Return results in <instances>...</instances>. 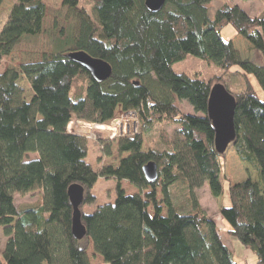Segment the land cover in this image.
I'll list each match as a JSON object with an SVG mask.
<instances>
[{
	"label": "trees",
	"instance_id": "obj_1",
	"mask_svg": "<svg viewBox=\"0 0 264 264\" xmlns=\"http://www.w3.org/2000/svg\"><path fill=\"white\" fill-rule=\"evenodd\" d=\"M91 2L93 14L79 7L80 0H62L74 18L72 31L64 34V26L58 30L54 49L40 60L0 73V227L8 238L0 264H90L83 242L72 236L68 189L79 183L91 190L100 176L117 182L115 201L82 216L86 239L106 263L238 264L195 193L207 183L212 197L223 196L225 154L215 149L208 116L212 83L173 70L189 55L225 74L240 68L231 75L243 78L242 90L223 84L236 100V139L231 146L257 179L229 186L231 206H222L219 214L229 226L228 237L251 249L257 264H264V99L249 79L255 77L264 92V18L225 5L212 19V0H166L158 13L150 11L145 0ZM46 15L44 0L14 3L0 33V63L26 36L43 33ZM227 26L261 53V65L243 59L233 42L222 38ZM74 51L105 60L112 67L111 78L94 81L68 58ZM81 74L90 77L87 92L73 100L70 91ZM22 76L33 92L29 100L18 83ZM178 100L196 113L184 112ZM117 109L136 112L142 134L119 139L118 152L127 156L116 167L96 172L85 161L88 140L68 132V126L74 118L107 123ZM164 123L174 128L161 130L158 145L144 151L146 136ZM110 148L108 144V155ZM149 162L159 171L152 183L143 171ZM123 181L137 193L127 194ZM35 191L42 192V205L17 209L15 195ZM174 191L187 195L188 209L175 202ZM94 201L88 193L84 204Z\"/></svg>",
	"mask_w": 264,
	"mask_h": 264
},
{
	"label": "rangeland",
	"instance_id": "obj_2",
	"mask_svg": "<svg viewBox=\"0 0 264 264\" xmlns=\"http://www.w3.org/2000/svg\"><path fill=\"white\" fill-rule=\"evenodd\" d=\"M17 0H5L0 8V33L6 25L12 6ZM47 7V15L44 23V30L41 35L38 36H26L15 48L14 52L6 57L0 63V73L7 68H18L20 64L25 62L38 61L43 58L44 55H48L54 49L53 41L57 38L60 30L64 26V34L71 32V27L75 24L74 18L69 14L68 10L62 6V0H44ZM225 5L239 6L244 9L251 17H263L264 18V0H212L209 9V15L212 19L215 18L217 10ZM93 3L91 0H80L79 7L86 8L92 13ZM93 14V13H92ZM221 36L225 41H232L235 49L238 50L243 59H250L257 64L263 63V58L258 50H255L250 43L243 37L237 34L232 26H227L221 31ZM173 70L178 74H186L189 76H197L205 81H210L212 85L222 83L228 85L229 89L238 92L244 88L243 78L238 74L232 76L235 71H239L238 66H234L231 72L225 74L215 65H209L205 61L197 58L193 55H189L184 61L176 63L173 66ZM251 83L253 84L258 96L263 100L264 92L259 86L257 80L253 76H249ZM90 77L88 75H79L76 77L73 83V87L70 91V97L73 100H77L85 96ZM19 86L25 90V97L29 100L32 97V89L29 82L22 76L19 80ZM184 112L188 114H195L193 107L187 102H179ZM125 113L121 109H117L115 119L105 123L103 129H96L92 126H73V129L79 130L83 133L84 138L89 142V152L85 161L96 172H100L104 166H114L119 164L121 157L127 155H120L118 152V140L122 138H131L138 134H142L139 118L131 117L132 115ZM117 120H122L125 123V132L117 127L115 129V123ZM89 123V122H87ZM114 123V124H113ZM83 124V123H82ZM174 127L167 124L157 125L156 129L146 136L144 143V151L150 148V145H158L159 132L161 130L171 131ZM125 133V134H124ZM93 135V136H91ZM129 136V137H127ZM110 144L111 155L106 154V146ZM31 158H36L37 155H31ZM222 173L224 178V194L219 199L211 196L210 188L208 184H204L201 188L196 189L195 193L199 199L201 206L204 208L208 216L213 217L218 223L220 222L219 211L222 206L230 207L231 202L228 195L227 188L233 184L247 180L248 178L257 179L256 172L246 163L239 160L234 147L230 146L228 151L223 157H221ZM122 187L127 194L137 193V189L128 183L122 182ZM117 182L114 179H105L99 177L97 183L91 190L85 192V198L87 194H92L95 197V201L91 204H83L81 207L82 213H93L99 206L107 203H113L116 198ZM15 205L17 209L38 208L43 203V196L41 191H35L26 195L16 194ZM158 199H162L160 190H158ZM85 200V199H84ZM174 200L181 206L182 210L188 209L187 195L183 192L174 191ZM224 221V220H223ZM224 225L229 229L228 224L224 221ZM220 225V223H219ZM221 226V225H220ZM218 226L220 235L226 244L230 245L231 238L226 236L222 227ZM8 238L5 236L3 228L0 227V258L4 261L3 250ZM83 247L86 248L87 254L90 259V264H109L104 259L94 252L92 243L86 238L82 240Z\"/></svg>",
	"mask_w": 264,
	"mask_h": 264
},
{
	"label": "water",
	"instance_id": "obj_3",
	"mask_svg": "<svg viewBox=\"0 0 264 264\" xmlns=\"http://www.w3.org/2000/svg\"><path fill=\"white\" fill-rule=\"evenodd\" d=\"M165 4L166 0H145L146 7L154 13L163 10ZM68 58L79 64L98 83H103L112 76L113 70L109 63L92 57L85 51L71 52ZM235 110V97L223 84H215L209 97L208 116L212 121L215 149L219 155H224L236 139ZM143 171L149 183L159 178L158 166L155 162H149L144 166ZM85 192L84 186L79 183H73L68 189L69 200L73 207L72 236L77 241L84 240L88 235L81 211Z\"/></svg>",
	"mask_w": 264,
	"mask_h": 264
},
{
	"label": "crops",
	"instance_id": "obj_4",
	"mask_svg": "<svg viewBox=\"0 0 264 264\" xmlns=\"http://www.w3.org/2000/svg\"><path fill=\"white\" fill-rule=\"evenodd\" d=\"M216 199H219V198H216ZM211 218L216 222L217 227L221 225L220 227H222L223 231H225V234H226L228 229H226L227 227L224 225L223 223L224 221L221 218V216H220V222H219L220 225L218 221H216L213 217ZM226 236H228V234H226ZM228 246L233 251L235 260L238 262V264H257V257L255 253L251 249L243 246L236 239L231 238L230 245Z\"/></svg>",
	"mask_w": 264,
	"mask_h": 264
},
{
	"label": "built area",
	"instance_id": "obj_5",
	"mask_svg": "<svg viewBox=\"0 0 264 264\" xmlns=\"http://www.w3.org/2000/svg\"><path fill=\"white\" fill-rule=\"evenodd\" d=\"M123 114H127V115H132L131 117L133 118V117H135L136 119H137V117H138V115H137V113L136 112H134V111H129V112H125V113H123ZM116 117H114V119H115ZM114 119H112L111 121H113ZM117 123H113L114 125H115V129H114V131H116L117 130V127L119 128V129H122L123 128V131L125 132V130H126V125H125V123H123L122 122V120H117L116 121ZM83 123V124H82ZM90 124H92L94 127H96V129H103L105 126V123H103V124H96V123H87V122H85V121H82V120H79V119H73L71 122H70V124H69V126H68V132H70L71 134H74V135H77V136H80V137H83L84 138V135H83V133L81 132V131H79L78 129L77 130H75V129H73V126L74 125H76V126H80V127H83V126H92V125H90ZM125 134V133H124ZM91 136H93V135H91ZM127 137H129V136H127Z\"/></svg>",
	"mask_w": 264,
	"mask_h": 264
}]
</instances>
